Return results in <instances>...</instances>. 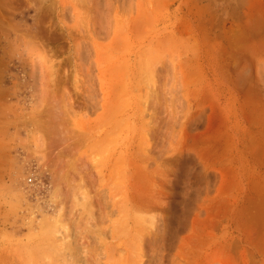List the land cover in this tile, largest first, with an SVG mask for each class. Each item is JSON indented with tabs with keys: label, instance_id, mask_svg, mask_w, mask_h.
<instances>
[{
	"label": "rangeland",
	"instance_id": "rangeland-1",
	"mask_svg": "<svg viewBox=\"0 0 264 264\" xmlns=\"http://www.w3.org/2000/svg\"><path fill=\"white\" fill-rule=\"evenodd\" d=\"M64 171L99 264H264V0H0V264H70Z\"/></svg>",
	"mask_w": 264,
	"mask_h": 264
},
{
	"label": "bare ground",
	"instance_id": "bare-ground-1",
	"mask_svg": "<svg viewBox=\"0 0 264 264\" xmlns=\"http://www.w3.org/2000/svg\"><path fill=\"white\" fill-rule=\"evenodd\" d=\"M42 102V101H41ZM37 117H39V114H38V116ZM36 116H32V118L35 120V122H36V125H37V123L39 124V123H41L40 121H37V120H39L38 118H37ZM35 125V124H34ZM5 163V162H4ZM3 163V164H4ZM65 172V171H64ZM68 172L66 173H64V178H65V181L68 183V185L67 186H69V184H70V186H71V184H73L74 182L76 183L77 181H74L75 180V178L73 177V178H70V176L68 177ZM68 178H70V179H68ZM74 185V186H73ZM72 185V191L75 189V191H78L79 192V194L81 195V194H84L85 196L83 197L84 199H85V201L84 200H82V201H84V202H82L81 200H80V198L78 197V193H76L77 195H75V193H73L74 194V198H76V199H74V201H77V206L78 207H82V211L84 210L85 212V216L87 217V218H85V219H82L83 217H85L82 213H81V215H83V216H79V219H76L75 217H77L78 218V215L76 216V215H74V214H72L70 211H72V207H70L68 204H66V203H68L65 199H64V197H66L64 194H62L63 193V189L61 190V187H57L56 189H55V191H54V195H55V197H54V201H53V203L56 205V204H58L59 205V208L57 209V213L54 215V217H52L51 219H48V223H50L48 226H45V227H49L50 225H54V231H57V233L58 234H60V232L62 233L61 235H59L61 238V240H62V244H59V242H57L59 245H61L62 246V248H61V253L65 256V258H66V261H68L70 264L72 263V264H80V262L81 263H83V264H95V263H98L99 264V262H98V255L96 254V251L94 250V248H92V247H94V245H93V240L94 239H92V238H90L91 237V235H95V237H96V235L98 234H96V229H98V228H96L95 229V227L93 226V224H91L92 222H93V220L95 221V219L93 218V216L95 217V214L93 213V208H94V206H93V204H92V202L89 204L88 202V191H87V189H86V187H83L85 184H84V182H83V177L80 175V181H79V185H76V184H73ZM69 188V190H70V187H68ZM57 196H60L59 197V199H57ZM61 196H64L63 198L61 197ZM79 198V199H78ZM64 199V200H63ZM73 199V198H72ZM78 199V200H77ZM64 201V202H66V203H63V202H60V201ZM82 202H80V201ZM91 201V200H90ZM78 202L79 203H81V205H79L78 204ZM84 203V204H83ZM88 203V204H87ZM67 205V206H66ZM69 209H68V208ZM71 208V209H70ZM75 209V208H74ZM74 213V212H73ZM86 213H87V215H86ZM90 216V218L88 219V217ZM81 218V219H80ZM83 221H85V223L83 224ZM45 223H47V222H45ZM41 225V224H40ZM44 225H46V224H44ZM43 226V225H42ZM45 227L43 228V230L45 229ZM46 229H49V228H46ZM55 229H57V230H55ZM99 229H101V228H99ZM52 230V229H51ZM60 232H59V231ZM96 230V231H95ZM105 230H106V228H105ZM50 231V230H49ZM99 231V230H98ZM100 231H102V233H103V229L102 230H100ZM48 232V231H47ZM47 232H45L44 233V235L45 236H47L46 234H48L49 235V233H47ZM95 232V233H94ZM50 233H53V230L52 231H50ZM57 233H56V236H57ZM101 233V232H100ZM101 233V234H102ZM105 233V232H104ZM55 234V233H54ZM53 234V235H54ZM101 234L99 235V237L100 238H102L103 239V237H101ZM105 235V234H104ZM103 235V236H104ZM42 236V235H41ZM56 236L54 235V237L56 238ZM139 236V235H138ZM38 237V236H37ZM51 237V235L50 236H48V238L49 239H51L50 238ZM106 237V236H105ZM104 237V238H105ZM118 237V236H117ZM139 238H141V236L139 237ZM42 239V238H41ZM45 239H47V238H45ZM102 239H100L99 241H102ZM106 239H107V237H106ZM57 240V239H56ZM96 240H98V239H96ZM120 240V239H119ZM35 241V240H34ZM37 241V240H36ZM43 241H45V240H42V242ZM46 241H48V240H46ZM52 241V240H51ZM98 241V242H99ZM31 242V241H30ZM39 242H40V240H39ZM53 243L52 244H54V241H52ZM104 242L105 241H103V242H101V245H103L104 244ZM37 243V242H36ZM48 243V242H47ZM46 243V244H47ZM49 243H51V242H49ZM61 243V242H60ZM95 243H96V241H95ZM100 243V242H99ZM99 243L97 244V245H99ZM103 243V244H102ZM122 243V242H121ZM120 242H119V245L121 244ZM40 244V243H39ZM44 245H45V243H43ZM106 244V243H105ZM104 244V245H105ZM123 244V243H122ZM38 244H36V246H37ZM101 245H100V248H101ZM118 245V244H117ZM116 245V246H117ZM117 246V247H121V246ZM55 246H56V241H55ZM61 246H57L56 247V249L58 248V247H61ZM106 246V245H105ZM110 246V245H109ZM111 247V246H110ZM99 248V247H98ZM99 248V249H100ZM105 247H103L102 249H104ZM60 248H58V250H59ZM110 249V248H109ZM101 250V249H100ZM94 251V252H93ZM99 250H97V252H98ZM58 252V251H57ZM58 253H60V252H58ZM61 254V255H62ZM101 253H99V255H100ZM95 255H97V256H95ZM97 257V258H96ZM100 257V256H99ZM103 257V256H102ZM62 258H64V257H62ZM101 258V257H100ZM65 260V259H64ZM101 261V260H100ZM102 263H104V262H102ZM101 263V264H102ZM66 264H67V262H66Z\"/></svg>",
	"mask_w": 264,
	"mask_h": 264
}]
</instances>
